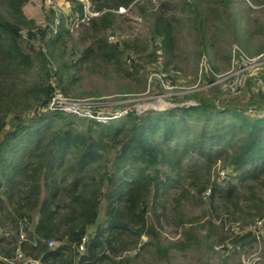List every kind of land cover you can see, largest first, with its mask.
Instances as JSON below:
<instances>
[{
	"label": "trees",
	"instance_id": "16d2710c",
	"mask_svg": "<svg viewBox=\"0 0 264 264\" xmlns=\"http://www.w3.org/2000/svg\"><path fill=\"white\" fill-rule=\"evenodd\" d=\"M29 1L0 0V264L27 258L41 264H121L125 252L148 245L167 256L170 248L161 243L164 210L158 209L165 206L163 196L175 210L184 201L207 202L216 214L208 217L206 209V219L196 225L208 237L218 234V245L228 236L257 240L253 230L240 235L230 225L242 226L246 215L249 225L264 218V115L248 112L255 102L224 105L216 93L193 90L173 106L129 108L105 121L49 107L58 90L71 97L84 66L119 63L117 69L133 80L140 68L132 49L157 63V82L175 86L169 73L182 70V29L196 33L199 71L215 49L212 27L237 16L235 0H89L98 14L84 22V0H67L70 15L58 20L52 5L41 23L27 14ZM134 4L142 16L152 17L141 48L136 38H118L113 31L128 17L120 8ZM75 25H82L78 35L89 41L83 48L68 43ZM211 68L218 72L216 64ZM213 71L204 72L205 83L216 79ZM261 105L264 100L256 107ZM99 106L92 107L96 115ZM233 176L241 183L228 179ZM176 213L186 242L173 243L185 250L198 242L199 232L184 227L201 216L184 220ZM50 240L58 244L50 246Z\"/></svg>",
	"mask_w": 264,
	"mask_h": 264
},
{
	"label": "rangeland",
	"instance_id": "374dc122",
	"mask_svg": "<svg viewBox=\"0 0 264 264\" xmlns=\"http://www.w3.org/2000/svg\"><path fill=\"white\" fill-rule=\"evenodd\" d=\"M158 1L160 0L155 2ZM241 1L235 0L233 7L238 13L237 16L228 18L225 24L217 22L216 27L211 29L215 49L208 51L207 63L209 68L212 63L216 64L219 67L217 70L219 73L230 69V57L233 46L238 45L252 55L258 53L257 49L259 47H264V5L259 6L249 1L248 3ZM51 3V0H46V3L44 0H30L25 6V10L29 16L37 18L40 23L45 21L43 18L44 11L52 5L58 12V20H60V16L70 15V4L67 0H55L54 4ZM120 12H127L128 17L123 18L122 21L118 20L119 27H116L113 31L118 34V38L126 36L136 38L137 44L140 45L139 47H143L149 40V26L152 17L142 16L135 4L130 8L122 9ZM75 21L78 20L76 19ZM81 26L75 27L68 41V43H74L79 48H83L89 43L88 40H84L78 35ZM194 36H196V33L194 31L188 32L187 28L182 29L180 33L178 47L180 52L179 64L182 70H171L169 73L176 78L175 86L166 83L167 85L163 87L157 82L159 80L157 77L158 71H161L157 63L151 60V56L137 53L135 49H132L138 55L131 51V58H135L138 68H140L135 74L136 79L132 80L126 77L124 69H117L116 66L119 63L99 62L94 66H84L77 73L79 79L70 87V96L81 100L85 109L90 108L92 110V107L95 109L97 104H100L101 106L99 107L102 109L103 114L108 116L106 120L123 114V110L129 108H137V110L144 111L150 108L164 109L168 106H173L183 100L185 101L183 94L193 90H201L199 91L201 95L216 93L218 98L216 102H222L224 105L244 107L250 102H255L252 106H256L258 101L264 100V74L252 73L243 80V88L237 93H232L229 86L222 82L214 83V85H218L217 91L212 89L211 85L213 86V84L205 83L207 82L204 75L205 66L201 65L205 58L201 60L200 69L197 71L199 58H197L196 50H199V48L196 46ZM121 64L126 66L124 63ZM201 67L202 71H200ZM145 78L146 82L144 85ZM79 92L83 94H78ZM125 96L126 98H121ZM190 102L194 103L193 100H190L186 104H191ZM261 106L262 109L260 111H253L251 114L264 115V105ZM101 116L99 115L98 118ZM228 179L238 182V184L241 183L236 176ZM174 194L175 191L172 192V195ZM262 196L264 198V192ZM168 197H162L163 201H165V206L158 205V209L161 212L164 210L161 215L163 223L161 227V243L169 246L168 255L162 257L154 245L138 246V248L125 252L127 256L121 264H126L127 262V264H264V237L263 240L258 241L251 240L246 236L239 238L235 242L234 236H228L224 246L218 245L215 243L219 236L218 234L208 237L206 236V229L199 228V225H196L206 219L203 216V212L209 207L207 202L199 201L198 199L194 203H186L184 201L182 204L177 205L175 210V203L171 200H166ZM219 210L221 211L220 208ZM175 211L184 220H188L193 216H201V219H197V222L186 223L184 227L188 232L192 231L191 227L196 233L199 232V237L195 238L198 242L187 245L185 250L176 247L173 243L186 240V236L183 237L181 234L183 227L178 223ZM207 214L208 217H214L216 212L212 209H207ZM223 214H226L225 211H223ZM245 217L246 219L240 220L243 224L242 226L240 223H230L233 228L235 225L234 233L239 232L240 235H244L247 230H252L253 223L247 224L246 222L250 218L248 215ZM102 264L113 263L105 261Z\"/></svg>",
	"mask_w": 264,
	"mask_h": 264
},
{
	"label": "built area",
	"instance_id": "2783aa9c",
	"mask_svg": "<svg viewBox=\"0 0 264 264\" xmlns=\"http://www.w3.org/2000/svg\"><path fill=\"white\" fill-rule=\"evenodd\" d=\"M86 3V13L82 17V21H88L90 16L97 15L98 12L93 10L90 7V1L84 0ZM122 9H125L124 7L120 8V11ZM205 60L201 62L202 66H205V71L212 68L208 66V56H204ZM202 71V67L201 70ZM216 79L209 82L208 84H214L217 82L225 83L229 88L232 90V93L239 92L242 87V82L244 79H246L248 76H250L252 73H258L263 75L264 74V51L258 52L254 55L246 52L245 50L241 49L238 45L233 46L231 51V57H230V69L219 73L216 71H213ZM264 77V76H263ZM192 102V101H191ZM190 102V103H191ZM192 104V103H191ZM50 108H61L65 111H73L76 114L82 115V116H88V117H96L100 115L99 120H106L107 114H103V111H100L97 115L93 113V111L89 109H85L83 103L78 98H68L66 97L63 92L60 90L57 91V94L53 97V100L49 106ZM262 109V106L257 109L256 106H251L248 109V112L251 113L253 111H260ZM125 110H123L124 112ZM253 232L256 234L257 240L260 241L262 236L264 235V218H258L256 219V222L253 224ZM21 237L24 238V234H21ZM89 242V236H86L82 239V241L79 244V250L81 252L86 250L87 243ZM58 242L56 240H50L49 245L55 246ZM22 264H41L40 259L36 258H27L25 259Z\"/></svg>",
	"mask_w": 264,
	"mask_h": 264
}]
</instances>
